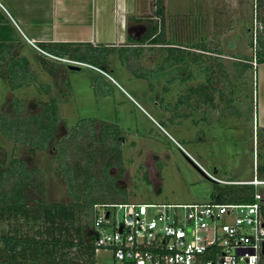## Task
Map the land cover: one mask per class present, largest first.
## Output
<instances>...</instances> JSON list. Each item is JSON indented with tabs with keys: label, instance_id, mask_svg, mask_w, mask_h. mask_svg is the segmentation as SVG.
<instances>
[{
	"label": "rangeland",
	"instance_id": "374dc122",
	"mask_svg": "<svg viewBox=\"0 0 264 264\" xmlns=\"http://www.w3.org/2000/svg\"><path fill=\"white\" fill-rule=\"evenodd\" d=\"M136 5L134 14L127 17V27L138 26L131 30L130 35L142 37L157 25L162 27L165 40L164 44L145 41L138 45L139 56H142L140 64L150 68L158 65L168 54V48L185 50L186 58L202 56L201 69L187 61L185 65L165 74L170 73L173 78L183 69L186 74L192 75L188 85L205 84L212 79L220 86L219 110L211 113L206 108L215 120L206 122L200 110L186 118L181 116L182 110L167 109L179 93L178 79H173L166 93L162 91L166 80L163 73L157 72L153 77L152 89L147 81L131 76L119 58V50L129 44L127 40L124 44L104 45L111 47V51L108 55L102 54V60L98 63L116 81L114 84L100 74L102 72L98 73L90 67L82 66L81 71L69 70V63L61 60L67 58H45L46 55L27 42L11 19L0 11L10 28L5 32L11 34L12 44L15 45L12 56H26L30 70L37 76L36 82L11 90L5 79L6 66L0 67V115L5 114L9 118L16 116L12 106L14 98L23 101V108L18 112L20 119L40 113L37 102L56 98L62 121L59 132L44 151L32 152L28 145L9 141L0 133V162L4 160L3 164L7 166L12 159H24L33 177L39 178L33 179L31 190H27L31 203L39 197V184L45 189L47 202L68 204L71 201L64 175L58 170V149L65 146L64 151H71L72 155L70 140L67 138L66 142H62V138L81 120L89 119L117 124L126 137L122 149L126 168L122 182L125 187L117 193L116 202L207 203L217 195L235 196L237 190L244 188L241 187L243 185L217 184L204 178L188 163L185 155L220 180L249 181L254 176L264 179V129L256 123V109L262 101L258 72L261 63L253 58L255 50L260 48L264 54V0H161L162 17L156 13L157 0H136ZM18 25L23 27L22 24ZM24 33H28L25 28ZM40 56L53 66H42L38 61ZM239 56H247L251 60L238 59ZM127 62L132 66L136 64L131 59ZM234 62H246L251 67L238 76L233 68ZM218 64L225 71L220 67L218 69ZM222 72L226 74V80H223ZM104 79L111 86L109 93H103ZM44 84L49 86L48 93L43 92ZM175 84L177 86L173 87ZM224 101L233 103L234 109L228 110ZM173 110L177 111L174 113ZM230 111L234 116L228 115ZM150 153L160 156L154 161L158 180L147 178L145 160L149 159ZM100 164L98 160L96 166ZM40 174H43V178H40ZM258 190L264 193V188L259 187ZM31 208L30 217L35 210L34 206ZM85 220L83 212L79 211L73 222L74 227L80 226L84 232L87 231ZM42 225L41 221L16 216L2 221L0 231L13 235L15 230L17 236L25 237L33 235ZM5 258L6 253L0 244V263ZM42 261L39 259L31 264H41ZM95 262L110 263L111 254L98 251Z\"/></svg>",
	"mask_w": 264,
	"mask_h": 264
},
{
	"label": "trees",
	"instance_id": "16d2710c",
	"mask_svg": "<svg viewBox=\"0 0 264 264\" xmlns=\"http://www.w3.org/2000/svg\"><path fill=\"white\" fill-rule=\"evenodd\" d=\"M157 1L156 13L157 16L162 17L161 0ZM5 20L4 15L0 13V67L6 66L5 79L10 89L15 90L25 84L36 82L37 76L30 70L26 56H12L15 45L12 44L11 34L5 32L10 29ZM163 35L162 27L156 25L139 40L134 39L130 34H127L126 40L134 45L151 38L150 41L153 44H164ZM38 47L55 57L83 62L104 72L106 71L98 63L102 60L100 59L102 54L108 55L111 51L109 49L111 47L104 45L94 47L91 44L48 43L40 44ZM261 49L255 50L253 58L259 63H264V54ZM138 56V49L132 46H122L119 50L121 63L126 64L132 73H135V70L127 63V60ZM166 56L171 64L190 61L197 67H201L204 60L202 56L186 58L187 52L177 48H168ZM40 57L38 61L42 66H53V64L48 65L45 59L48 56ZM240 58L245 61L251 60L247 56H239L238 59ZM219 67L223 70V67L218 64V69ZM250 67L246 62L233 63L238 76ZM224 79L226 80V74L223 73ZM105 83L103 93H109L111 86ZM42 89L43 92L48 93L49 86L44 84ZM12 106L16 116L9 118L5 114L0 115V133L9 141L28 145L32 152L44 151L59 132V125L62 122L56 98L37 102L36 106L41 109V112L25 119H20L18 114L19 109L23 108V101L14 98ZM67 138L70 140L69 147L74 154L71 155V151L66 153L65 146L59 147L57 163L58 170L64 175L66 191L71 199L68 204L47 202L42 184L38 186V199H34L31 203L27 190H31L32 180L39 178L33 177L24 159H12L7 166H4V160L0 162V223L19 216L26 220L31 218L34 222L41 221L44 224L33 235L25 237L17 236L15 230L13 235L0 231V244L6 253L5 260L0 264H31L39 259L43 260L41 264H95L92 229L95 217L94 206L118 203L114 200H117L115 197L123 188L118 181L124 178L126 169L122 155L123 136L117 125L89 119L81 120L77 126L70 129L68 135L62 138V142H66ZM98 160L101 162L100 166H96ZM113 169L114 174H112ZM40 178H43V174H40ZM241 187L244 188L237 190L235 196L217 195L210 202H253L255 188L251 185ZM32 206L35 210L34 215L30 217ZM79 211L83 212L86 219L85 225L88 230L85 232L83 227H74L73 224Z\"/></svg>",
	"mask_w": 264,
	"mask_h": 264
},
{
	"label": "built area",
	"instance_id": "2783aa9c",
	"mask_svg": "<svg viewBox=\"0 0 264 264\" xmlns=\"http://www.w3.org/2000/svg\"><path fill=\"white\" fill-rule=\"evenodd\" d=\"M26 40L44 55L61 59ZM61 60L100 71L83 62ZM213 179L253 186V202L95 205L94 253L109 252L107 264H264V193L258 190L264 188V179Z\"/></svg>",
	"mask_w": 264,
	"mask_h": 264
},
{
	"label": "crops",
	"instance_id": "0c3cea01",
	"mask_svg": "<svg viewBox=\"0 0 264 264\" xmlns=\"http://www.w3.org/2000/svg\"><path fill=\"white\" fill-rule=\"evenodd\" d=\"M136 6V0H0V11L11 19L18 33L38 46L124 44L127 17L134 14ZM258 72L262 101L256 109V123L264 129V63Z\"/></svg>",
	"mask_w": 264,
	"mask_h": 264
},
{
	"label": "flooded vegetation",
	"instance_id": "af4514ba",
	"mask_svg": "<svg viewBox=\"0 0 264 264\" xmlns=\"http://www.w3.org/2000/svg\"><path fill=\"white\" fill-rule=\"evenodd\" d=\"M138 26H132L129 25L128 26V30H127V34L129 35L131 30H135L137 29ZM132 36V35H131ZM134 39L139 40L141 37H136L135 35L132 36ZM151 38L147 39L146 41L149 42ZM126 44V43H125ZM142 43H136V44H127L124 46H132L133 48H138L140 45L141 46ZM168 56H164V59L162 60L161 63H159L158 65L155 64L153 65L151 68L150 67H145L142 64H140L141 58L142 56H138L137 58H131L132 61H134L136 64H134L133 66V70H135V73H132V70H130L129 68H127L126 64H122V66L130 72L131 76L138 78V79H143L145 81L148 82V86L150 89L153 88V77L156 75V73H163V76L166 80H164V84L162 85V91L168 93L170 88H171V83L173 81V79H178V83H179V93L177 94V98L175 100V102L173 104H168L169 107L167 109H179L182 110V112L180 113L181 116L184 117H191L193 112L200 110L203 114L202 119H204L206 122L207 121H214L215 118H213L212 114L209 115V109L212 111L215 110H219V102H220V93H221V87L217 86L212 79L208 80L205 84L204 83H194V85H188V79H190L192 77L191 74L185 72V70L181 69V71H179L178 74L175 75V77H170V73L169 74H165V72H172L174 70V68H177L178 66H182L185 65L187 61H184L182 63H176V64H171L170 59L167 58ZM130 59V58H129ZM151 60V59H149ZM151 62V61H150ZM129 64V62H127ZM154 63V62H153ZM191 63V62H190ZM192 64V63H191ZM132 65V64H129ZM196 66V65H195ZM197 67V66H196ZM198 69H201L198 67ZM100 71H102L103 73H101L102 75H104L105 78H107L108 80H110L112 83L116 84V81L112 78V76H110L107 72H104L103 70L99 69ZM199 71V70H198ZM110 78V79H109ZM105 82L108 83V81L106 79H104ZM177 85L175 84L173 87H176ZM131 100H133L135 102V100L130 96L127 95ZM162 99V97H161ZM156 104H158L157 100ZM224 103L228 106V110H233V106L234 104L229 101H224ZM225 104H223L225 106ZM209 109H206V108ZM190 110V111H189ZM177 110H173V112L175 113ZM189 111V112H188ZM173 113V114H174ZM228 115L234 116V114L232 113V111H230L228 113ZM226 115V116H228ZM224 115V117H226ZM154 120V119H153ZM217 120V119H216ZM155 121V120H154ZM155 123L158 125L159 128H161L163 130V132L166 133V131L161 127V125L159 123H157V121H155ZM113 124V123H110ZM117 125V124H115ZM117 127L119 128V126L117 125ZM119 130L121 131V134L123 136L122 139V149H123V145L126 143V137L124 132L119 128ZM201 138L199 137V140ZM173 141L176 143V145L182 149L181 145L173 139ZM123 155V154H122ZM149 159L147 158L145 160V166H146V174H147V178L151 179V180H158V173L157 170L154 166V161H156V159H160V156L156 153H150L148 154ZM186 160L188 161V163L195 169L198 171V169L201 170V172H203L207 177L203 176L199 171V173L206 179L211 180L212 182H215L217 184L221 183L218 182L217 180L213 179L212 174H210L207 170H205L203 167H201L196 161L195 164L191 158H189L188 156L185 155ZM196 166V167H195ZM125 177V176H124ZM216 178V177H215ZM124 179V178H123ZM218 179V178H217ZM224 181V180H223ZM231 181H236V180H230V181H226V182H231ZM118 182H120L122 184V187L124 188V184L122 182V179H120ZM158 182V181H157ZM156 182V183H157ZM158 184V183H157ZM225 184H229L230 183H225Z\"/></svg>",
	"mask_w": 264,
	"mask_h": 264
},
{
	"label": "water",
	"instance_id": "95a60500",
	"mask_svg": "<svg viewBox=\"0 0 264 264\" xmlns=\"http://www.w3.org/2000/svg\"><path fill=\"white\" fill-rule=\"evenodd\" d=\"M67 68H68L69 70H73V71H81L83 67H82V66H78V65L68 64V65H67ZM195 167H196V166H195ZM198 171H199L203 176L207 177L203 172H201L200 169H198ZM207 178H209V177H207ZM262 203H264V199L262 200ZM263 252H264V245H263L262 253H263Z\"/></svg>",
	"mask_w": 264,
	"mask_h": 264
}]
</instances>
